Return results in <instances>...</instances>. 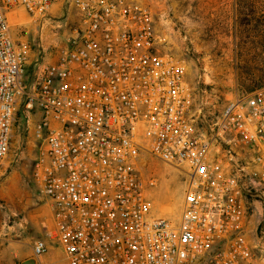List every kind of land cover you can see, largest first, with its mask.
<instances>
[{"label":"built area","instance_id":"obj_1","mask_svg":"<svg viewBox=\"0 0 264 264\" xmlns=\"http://www.w3.org/2000/svg\"><path fill=\"white\" fill-rule=\"evenodd\" d=\"M55 10L74 23L28 82L10 20L61 29ZM158 42L135 0H0V177L17 115L35 118L33 177L51 216L33 264L52 243L69 264H264V86L198 120L186 65ZM144 156L182 172L176 219L157 210Z\"/></svg>","mask_w":264,"mask_h":264},{"label":"rangeland","instance_id":"obj_2","mask_svg":"<svg viewBox=\"0 0 264 264\" xmlns=\"http://www.w3.org/2000/svg\"><path fill=\"white\" fill-rule=\"evenodd\" d=\"M153 11L158 47L184 62L195 117L217 120L229 98L264 86V0H135ZM66 9V8H65ZM50 22L13 17L11 32L29 51L27 80L44 59L55 58V44L73 25L75 14L55 10ZM57 31V33L55 32ZM17 115L6 171L0 177V264H32L33 242L45 238L51 216L33 177L39 142L33 124ZM147 189L159 212L176 219L184 199V176L150 156L139 161ZM251 226L262 219L260 203ZM52 242V241H51Z\"/></svg>","mask_w":264,"mask_h":264},{"label":"crops","instance_id":"obj_3","mask_svg":"<svg viewBox=\"0 0 264 264\" xmlns=\"http://www.w3.org/2000/svg\"><path fill=\"white\" fill-rule=\"evenodd\" d=\"M48 209H49V206H48ZM49 212H50V209H49ZM41 261L43 262V264H69L63 251L54 243H52L49 250L45 254L42 255Z\"/></svg>","mask_w":264,"mask_h":264},{"label":"trees","instance_id":"obj_4","mask_svg":"<svg viewBox=\"0 0 264 264\" xmlns=\"http://www.w3.org/2000/svg\"><path fill=\"white\" fill-rule=\"evenodd\" d=\"M20 114V113H19Z\"/></svg>","mask_w":264,"mask_h":264}]
</instances>
